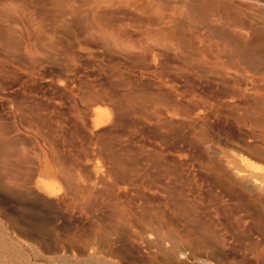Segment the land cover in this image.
Returning a JSON list of instances; mask_svg holds the SVG:
<instances>
[{
	"label": "rangeland",
	"instance_id": "374dc122",
	"mask_svg": "<svg viewBox=\"0 0 264 264\" xmlns=\"http://www.w3.org/2000/svg\"><path fill=\"white\" fill-rule=\"evenodd\" d=\"M120 1L0 0V264H264V0Z\"/></svg>",
	"mask_w": 264,
	"mask_h": 264
},
{
	"label": "bare ground",
	"instance_id": "6f19581e",
	"mask_svg": "<svg viewBox=\"0 0 264 264\" xmlns=\"http://www.w3.org/2000/svg\"><path fill=\"white\" fill-rule=\"evenodd\" d=\"M98 2V1H97ZM109 3V2H107ZM114 3V2H112ZM110 4V3H109ZM116 4V3H115ZM118 4V3H117ZM90 5V4H89ZM97 5V3H96ZM107 5V4H106ZM111 5V4H110ZM119 5L120 6H130L134 9H136L138 12H141L143 14H149L152 12H155L153 9L154 8V1L153 0H121L119 2ZM99 6H101V4L99 3ZM103 6V5H102ZM109 6V5H108ZM90 8V6H88ZM106 7V6H104ZM112 7V6H111ZM119 7V6H118ZM96 8V7H95ZM94 8V13L92 15V18L91 20L89 19L88 20V25H90V29L92 30H97L99 35L103 36L102 38H105L106 39V42H110L113 41V40H116L118 41L119 39V36H118V33H119V28L122 27L119 25V27H111L107 22H105L106 20V17L104 19H102L101 15L98 13V10H95ZM100 8V7H99ZM98 8V9H99ZM109 8V7H108ZM114 8V6H113ZM115 9V8H114ZM112 9V10H114ZM118 9V8H117ZM75 10V9H74ZM103 10V9H102ZM108 10V9H107ZM78 11V10H77ZM82 11V10H81ZM110 11V10H109ZM116 11V10H115ZM74 13H77L76 10L73 11ZM102 12V11H100ZM112 12V11H111ZM103 13V12H102ZM110 13V12H109ZM114 14V13H113ZM154 14V13H153ZM77 15V14H76ZM81 16V15H80ZM89 16V15H88ZM91 16V15H90ZM113 16V15H112ZM84 18V17H83ZM108 18V17H107ZM86 18H84L83 21H85ZM110 20V19H109ZM112 20V19H111ZM107 21V20H106ZM110 22V21H109ZM112 22V21H111ZM85 24V23H84ZM87 25V24H85ZM87 25V27H88ZM89 29V28H88ZM121 31V29H120ZM123 31V30H122ZM121 31V32H122ZM97 33V32H96ZM151 39V38H150ZM104 40V39H103ZM104 42V41H103ZM115 42V41H114ZM118 43V42H117ZM123 45V44H122ZM110 46V45H109ZM132 99V98H131ZM132 219V218H131ZM135 219V218H134ZM133 219V220H134ZM137 220V218H136Z\"/></svg>",
	"mask_w": 264,
	"mask_h": 264
}]
</instances>
